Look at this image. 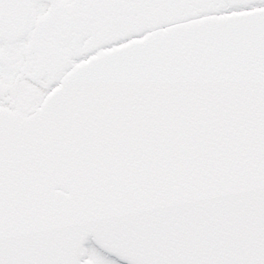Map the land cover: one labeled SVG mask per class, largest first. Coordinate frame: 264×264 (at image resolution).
I'll list each match as a JSON object with an SVG mask.
<instances>
[{"label": "snow or ice", "instance_id": "6c2138e0", "mask_svg": "<svg viewBox=\"0 0 264 264\" xmlns=\"http://www.w3.org/2000/svg\"><path fill=\"white\" fill-rule=\"evenodd\" d=\"M0 264H264V0H0Z\"/></svg>", "mask_w": 264, "mask_h": 264}]
</instances>
